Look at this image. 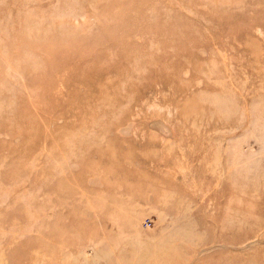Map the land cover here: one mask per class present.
Here are the masks:
<instances>
[{"label":"rangeland","instance_id":"obj_1","mask_svg":"<svg viewBox=\"0 0 264 264\" xmlns=\"http://www.w3.org/2000/svg\"><path fill=\"white\" fill-rule=\"evenodd\" d=\"M0 264H264V0H0Z\"/></svg>","mask_w":264,"mask_h":264}]
</instances>
